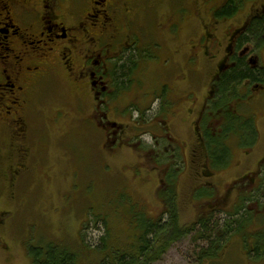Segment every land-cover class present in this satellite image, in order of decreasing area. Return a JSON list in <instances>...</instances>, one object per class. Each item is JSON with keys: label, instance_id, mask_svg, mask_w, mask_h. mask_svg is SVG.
Masks as SVG:
<instances>
[{"label": "flooded vegetation", "instance_id": "flooded-vegetation-1", "mask_svg": "<svg viewBox=\"0 0 264 264\" xmlns=\"http://www.w3.org/2000/svg\"><path fill=\"white\" fill-rule=\"evenodd\" d=\"M161 1L0 0V138L5 137L6 154L10 156L12 150L18 158L17 163L9 165V170L17 175L25 168L28 173L26 162L31 151L26 114L42 94L40 88L51 77L59 76L60 69L67 73L75 93L91 98L96 104L94 118L106 131L108 147L132 150L138 160L149 154L143 141L132 144L128 134H124V125L112 121L110 112L102 110L118 96L114 62L121 59L122 51L135 36V27L141 24L143 3L153 2L159 6ZM166 1L169 4L173 1V9L176 5L180 7L178 13L175 12L184 19L186 32L190 21L198 23L193 33L200 30V36L193 42L198 41L200 45L190 49L188 46L186 51L184 47L182 52V44L175 54H182L187 62L191 60L200 79L206 71L212 70L210 90L203 96L197 126L190 129L195 114L188 107L185 109V105L193 107L198 97L188 103L185 98L174 101L169 97V86H165L163 102L157 111L158 131H153L152 135L157 151L154 155L152 149L148 161L152 171L164 172V176L159 180L155 175H147L146 179L156 178L155 194L163 207L170 203L177 205L178 183L184 165L180 140L172 134L175 124L178 133L195 139L201 155L200 162L192 160V164L198 166L192 176L201 179L193 190V197L195 201L211 199L201 201L208 207L199 220H212L216 214L224 213L225 221L232 227L241 219L240 233L235 232L231 238L249 232V237L255 240L253 245L246 244L245 263L261 264L262 260L256 258L264 257V235L259 231L251 233L250 229L255 220L264 218V131L261 128L264 123V0H207L203 5L213 19L209 24L199 19L202 11L200 6L190 4L193 0H185V5L176 0ZM233 22L240 24L227 33L222 32L221 26L228 27ZM88 24L90 30H86ZM167 24L173 34H179L178 24H169V21ZM132 28L134 34L130 36ZM194 49L200 51L194 52ZM243 71L245 74L235 77V73ZM230 79L232 84H228ZM184 80L187 81L186 76ZM128 115L126 111L124 116ZM113 122L116 124L111 126ZM160 122L165 125L162 129ZM163 140L170 143L175 152L170 158L160 157L157 147ZM3 155L0 150V162ZM236 156L241 161L239 164H236ZM192 158H196L195 151ZM221 185L224 193L218 189ZM220 201L230 203L229 207L222 211ZM211 203L216 205L212 208ZM224 243L211 256L206 253L210 245L202 249L197 264L223 263L226 256L223 253L232 251L223 249Z\"/></svg>", "mask_w": 264, "mask_h": 264}, {"label": "rangeland", "instance_id": "rangeland-1", "mask_svg": "<svg viewBox=\"0 0 264 264\" xmlns=\"http://www.w3.org/2000/svg\"><path fill=\"white\" fill-rule=\"evenodd\" d=\"M176 1L183 5L186 2ZM206 1L193 0L190 4L200 6L202 15L199 19L209 24L213 19L204 8ZM172 2L162 0L159 6L153 2L143 3V7L139 5L142 8L141 24L135 27V36L131 29L130 46L122 51L121 59L114 62L118 96L102 110L110 112L112 121L124 125V134H128L132 144L143 141L144 148L149 151L146 157L138 160L132 150L108 147L106 131L94 118L96 104L91 98L75 93L64 69L59 70V76L44 83L38 101L26 114L31 151L27 160L28 173L25 168L17 175L9 170V165L17 163L18 158L12 150L10 156L6 154L5 137L0 138V150L4 153L0 162V264H33L30 250L48 246L68 248L76 254L77 264H98L111 254H134V246L141 235L139 229H142L139 219L158 221L163 218L167 221V207L162 206L155 194L156 178L146 179L147 175H155L159 180L164 176V172L152 171L148 166L153 151L154 155L157 151L152 143L153 131H158L157 111L162 105L166 85L171 90L169 97L174 101L185 98L188 103L198 97L193 107L185 105V109L188 107L195 114L192 127L188 126L194 129L203 96L210 90L212 71H206L200 79L195 64L183 60L182 54H175L182 44V52L184 47L186 51L188 46L190 49L200 45L198 41L193 42L199 38L200 30L197 28L199 31L193 33L198 23L190 21L186 32L184 19L176 14L180 7L176 5L173 9ZM167 21L179 25L178 35L171 32ZM237 22L228 27L221 26L222 32L227 33L240 24ZM86 30H90L89 24ZM116 52L120 53V50ZM126 111L128 116H124ZM160 123V128H164L163 122ZM261 124L264 131V123ZM172 127L173 136L180 140L179 145L183 148L184 170L178 183L176 205L179 222L181 226H194L208 207L201 201L211 198L194 200L193 190L201 179L192 176L198 169L192 160L200 162L201 155L193 137L178 133L175 124ZM16 143L14 140L13 144ZM169 147L170 143L168 145L165 140L158 145L160 157L167 155L170 158L169 155L175 153L171 147L168 150ZM194 151L196 158H192ZM240 162L236 156V164ZM222 186L218 189L224 193ZM220 202L222 211L230 205ZM214 205L211 203L212 208ZM226 221L224 213L216 214L210 224L214 234L206 233L202 237L200 232L194 231L152 264H197L201 250L228 228ZM257 231L264 235V218L253 222L250 232ZM254 240L249 237V232H243L240 237L230 236L223 249L232 251L223 253L226 256L221 264H246V244L253 245ZM261 260L264 264V257Z\"/></svg>", "mask_w": 264, "mask_h": 264}, {"label": "trees", "instance_id": "trees-1", "mask_svg": "<svg viewBox=\"0 0 264 264\" xmlns=\"http://www.w3.org/2000/svg\"><path fill=\"white\" fill-rule=\"evenodd\" d=\"M246 71L235 73V77L245 74ZM230 79L228 84L233 82ZM232 82V83H231ZM179 211L175 203H170L167 207V221L164 219L154 221L139 219L138 224L141 235L137 245L134 246V254H114L108 255L106 260L100 261L98 264H152L170 250L174 243L187 238L192 232L197 231L202 237L206 233L214 234L215 230L210 229L212 220H201L194 226H181L179 222ZM241 219H237L227 229L223 230L220 237H216L210 241V249L206 253L211 256L223 242H226L235 232L240 233L238 228ZM209 226V227H208ZM138 227V228H139ZM200 228L201 231L198 229ZM152 238V240H151ZM264 239V238H263ZM263 241V240H262ZM30 256L33 264H77V256L74 252L66 247L48 246L44 249H31ZM111 256V257H109ZM201 259L205 257H200ZM256 259H261L257 257Z\"/></svg>", "mask_w": 264, "mask_h": 264}]
</instances>
